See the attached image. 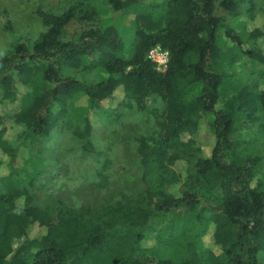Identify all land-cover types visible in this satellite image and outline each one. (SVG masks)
Segmentation results:
<instances>
[{"label": "trees", "instance_id": "trees-1", "mask_svg": "<svg viewBox=\"0 0 264 264\" xmlns=\"http://www.w3.org/2000/svg\"><path fill=\"white\" fill-rule=\"evenodd\" d=\"M244 6L251 19L264 14L254 0L36 10L43 30L0 56V264H260L264 51L245 43L264 37V24L245 40L217 14L237 17ZM222 29L241 53L225 47ZM157 45L169 52L165 71L149 58ZM242 54L262 63V82L235 78ZM129 106L153 121L120 135ZM101 123L102 137L129 141L136 170L123 183L105 173L111 158L99 159ZM205 126L210 156L196 140ZM252 126L260 138H241ZM44 185L54 188L39 192ZM208 233L219 251L204 246Z\"/></svg>", "mask_w": 264, "mask_h": 264}, {"label": "rangeland", "instance_id": "rangeland-1", "mask_svg": "<svg viewBox=\"0 0 264 264\" xmlns=\"http://www.w3.org/2000/svg\"><path fill=\"white\" fill-rule=\"evenodd\" d=\"M254 1L256 3L257 9L264 7V0ZM71 3L72 0H0V56H3L7 52L10 44L15 40H21L27 37L36 38L43 30L42 21L36 14V10L38 8H43L53 12H61ZM246 6H244L241 10L243 11V14L237 17L229 14L222 7H218L217 9V14L225 17L228 26L232 27L235 32L240 33L245 40L248 38L249 31H252L256 27H262L264 24L263 12H257L255 18L251 19L246 13ZM127 21L128 20H126V22ZM8 22H10L12 26L10 29H7L6 27ZM77 28L78 23H75L69 27L68 31L71 33ZM220 35L226 39V48L230 49L237 45L229 37L226 38L224 29L221 30ZM254 43L261 47V49L264 51V37H261L258 41L247 40L245 46L250 47ZM233 49L234 52L239 50L241 53V49ZM236 65L238 74L235 75V78L249 80L257 79V81H261L259 79L260 70L263 67L261 62L252 60L247 55H243L242 58L238 60ZM151 100L150 107L153 109L155 108L157 110L162 107V104L159 100ZM85 102V98H81L77 101V104H84ZM112 103L113 105L117 104L116 101H113ZM121 111L123 117L121 119L120 125L118 126L119 130H121L118 132L120 135H123V133L126 132L128 133V129L131 127L143 128L145 120L150 118L151 121H153L154 117V114L151 110L144 112L130 106L123 107ZM10 125L11 123H9V127ZM96 127V143L101 145L102 149L104 150V154L100 155L99 159L102 162L105 158V155H108L111 158V165L106 168L105 173L108 175L109 180L114 184L117 183V181L121 183L125 182V180H127V176L136 170L135 166H133L131 163L132 153L128 147L129 141H125L120 138L116 143L113 144V139H106L105 137H102L103 134L106 133V130L103 129L102 123L99 125L97 124ZM18 131L19 129L12 130L9 128L8 135L15 138ZM240 135L243 139H254L255 137L260 138V134L256 126H252L250 129H244ZM196 140L198 145L203 147L205 156H210L212 152L214 136L206 128V126L197 133ZM260 146L263 152L264 136H262V140H260ZM5 157V153L0 149V161L5 159ZM101 166L102 163L99 162L95 163V167L89 166L88 169L90 174H94L97 169L101 168ZM77 182L82 183L83 180L81 178L77 179L74 181V184ZM53 188L54 186L44 185L43 188L39 189V192L47 190L51 191ZM203 241L205 247H210L215 249V251H219V247L214 244L211 234L208 233L204 237ZM260 259V264H264V253L260 255Z\"/></svg>", "mask_w": 264, "mask_h": 264}, {"label": "built area", "instance_id": "built-area-1", "mask_svg": "<svg viewBox=\"0 0 264 264\" xmlns=\"http://www.w3.org/2000/svg\"><path fill=\"white\" fill-rule=\"evenodd\" d=\"M149 58L157 63V69L159 71H165L169 62V52L157 45L150 50Z\"/></svg>", "mask_w": 264, "mask_h": 264}]
</instances>
